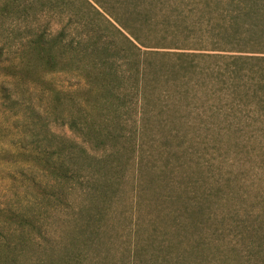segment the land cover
Returning a JSON list of instances; mask_svg holds the SVG:
<instances>
[{"label":"trees","instance_id":"trees-1","mask_svg":"<svg viewBox=\"0 0 264 264\" xmlns=\"http://www.w3.org/2000/svg\"><path fill=\"white\" fill-rule=\"evenodd\" d=\"M91 1L108 15L109 25L124 43L116 35L110 43L100 44L98 38L76 46L46 38L45 32H32L28 26L35 0H0V106L19 109L28 94L24 83L38 84L39 99L51 95L55 104L57 111L51 116L62 119L59 107L65 100L73 105L68 125L83 138L79 144L53 134L48 129L50 118L36 106L26 105L23 122L16 128L22 133L17 150L3 153L23 170L34 168L39 173L32 178L38 212H11L5 220L22 233L40 230L50 212L68 207L72 194L79 191L88 201L75 213V221L79 220L75 227L88 233L102 221L130 167L137 176L139 202L150 186H159L153 200L175 206L177 231L192 230L198 236L197 246L210 241L208 230L221 233L208 227L216 224L227 229V236L240 239L243 258L253 260L263 253L259 260L263 264L264 239L258 238L255 245L245 241L264 233V214L246 211L233 229L223 226L225 217L219 213L218 218L217 208L227 199L223 195L226 180L219 168H213L216 158L201 156L199 148L203 141L224 137L264 139V0H173V5L172 0ZM19 26L29 28L20 52L25 57L8 63L12 60L3 58L10 46L7 35L15 28L20 33L15 31L12 39L21 38L24 32ZM3 38L8 46L1 43ZM67 51L75 64L82 69L87 66L91 74L89 86L78 96L62 95L45 79L59 71ZM165 74L172 79L165 80ZM162 76L165 83H175V129L167 130L166 120L157 112L162 110L161 92L157 95L155 90ZM129 78L135 87L130 96L122 89ZM210 94L211 99L202 105ZM135 98L139 105L133 109ZM128 119L133 127L127 134ZM196 120L194 128L190 123ZM187 130H195L191 140ZM153 134L161 137L157 153L166 157L161 164L147 139L154 142ZM170 141L176 143L174 160L166 146ZM181 243V239L175 242V249ZM11 246L0 240V264L14 263ZM178 261L182 262L179 256Z\"/></svg>","mask_w":264,"mask_h":264},{"label":"rangeland","instance_id":"rangeland-1","mask_svg":"<svg viewBox=\"0 0 264 264\" xmlns=\"http://www.w3.org/2000/svg\"><path fill=\"white\" fill-rule=\"evenodd\" d=\"M87 1L93 8L84 0H35L36 4L33 6L28 26L31 27L32 32H45L46 38H60L64 44L72 43L75 46L88 39L94 41L98 38L100 44L103 40L110 43L115 35L120 43H124V38L109 25L108 15L93 1ZM170 4L173 5L174 1H170ZM177 4L175 1V6ZM96 10L103 18L96 13ZM18 28L21 32L29 30L26 27L25 30L20 26ZM98 28L105 30L101 33ZM13 30L11 35H7L6 40L10 46L4 38L1 40L2 44L9 47L5 48L3 56L6 60H12L8 63L19 61L18 58L21 56L25 57L20 55V52L25 49L24 43L28 35L24 32L21 33V38L18 35L13 40L12 37L17 34L15 31L20 33L15 28ZM61 62L59 71L49 73L45 79L62 95L78 96L89 86L88 76L91 74L86 71L87 66L82 69L71 60L69 51L61 58ZM167 79L172 78L166 75L165 80ZM2 80L0 76V84ZM165 80L163 76L160 78L155 94L161 92L159 107L162 110L157 112L160 113L159 118L166 120L168 130L175 129V83H165ZM24 85L28 94L23 96L19 109L0 106V240L12 244L13 264H260L259 260L262 259L263 253L252 257L253 260L243 258L244 247L240 239L234 237V234L227 236V229L224 231L216 224H209L208 227L220 229L221 233L213 234L208 230L207 238L210 241L206 239L207 246H197L198 236L192 230L177 231L175 213L172 212L175 206H171V203L159 204L153 200L156 192L161 190L159 186H150L143 200L139 202L137 176L130 167L119 192L111 203L107 204L102 221L96 223L95 228L88 233H81L75 227V223L79 222V220L75 221V213L82 203L88 201L79 191L72 194L68 207L64 206L50 212L45 227L40 230L31 228L29 231L20 232L16 224L6 221L5 218L11 212L30 215L38 212L35 200L37 188L32 178L40 175L34 168L23 170L14 163L11 155H4L3 151L17 150V141L22 133L21 128H16L23 122V110L26 105L36 106L50 118L48 129L53 134L79 144L83 142V138L68 125L73 105L69 106L65 100L59 107L62 111V119H57L51 116L52 111H57L51 101V95L41 100L40 85L28 82ZM122 89L129 96L135 91L131 79L124 82ZM211 97L212 94L205 97L202 105ZM196 103L201 104L197 101ZM136 105H139L137 98L134 99L131 107L134 109ZM83 107L88 109L84 104ZM128 112L133 113L131 110ZM153 112L155 113L156 110ZM131 123L132 119H128L127 134L133 127ZM196 123L197 120L191 121L190 125L195 128ZM185 133L191 136L189 138L186 136L187 139L191 140L195 137V130H187ZM153 135L154 142L150 137L147 139L154 145L153 152L157 155L155 159L157 164H161L166 158L164 154L160 156L157 153L158 146L161 145V137L159 134ZM240 139L224 137L215 141H203L199 148L201 156L216 158L212 161L213 168H219L223 180H226L223 195L227 199L217 208V215L219 218L221 213L225 217L223 226L229 229L235 227L236 221L246 211L252 212L254 216L264 214V139L246 140L245 137ZM190 144L191 142L187 145ZM175 145V141L166 144L172 152L173 160ZM170 160V164L173 163V160ZM151 173L155 174L156 171ZM234 211L237 214H232ZM203 235L205 236V232ZM258 238L264 239V233L248 237L245 244L255 245ZM180 239L182 243L178 249H175V242ZM178 256L181 258V263L178 261Z\"/></svg>","mask_w":264,"mask_h":264}]
</instances>
